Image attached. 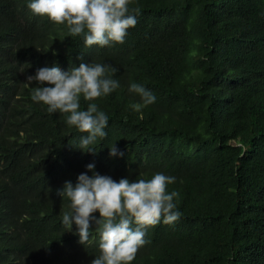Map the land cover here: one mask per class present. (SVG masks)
I'll return each mask as SVG.
<instances>
[{
	"label": "trees",
	"instance_id": "16d2710c",
	"mask_svg": "<svg viewBox=\"0 0 264 264\" xmlns=\"http://www.w3.org/2000/svg\"><path fill=\"white\" fill-rule=\"evenodd\" d=\"M27 2L0 0V264H90L95 222L80 244L57 195L90 163L116 181L175 177L181 217L149 228L131 264H264V0H132L136 26L105 47H85ZM80 62L118 69L120 87L94 101L109 118L94 153L26 80ZM132 82L155 102L133 110ZM113 143L123 156L109 155Z\"/></svg>",
	"mask_w": 264,
	"mask_h": 264
},
{
	"label": "clouds",
	"instance_id": "9594fccd",
	"mask_svg": "<svg viewBox=\"0 0 264 264\" xmlns=\"http://www.w3.org/2000/svg\"><path fill=\"white\" fill-rule=\"evenodd\" d=\"M132 0H28L27 8L36 16L46 17L56 25H64L71 37H82L85 47H100L124 43L128 29L135 27L140 9L129 8ZM80 59V58H78ZM118 69L114 66L80 62L69 71L58 66L40 67L26 80L32 88L33 102L42 103L48 113L65 115L67 126L80 133L81 151L95 152L92 147L98 139L107 136L108 116L94 102L120 87L114 79ZM48 85V86H44ZM128 91L140 98L130 107L140 111L155 102L154 94L143 85L132 82ZM81 100L86 103L82 108ZM110 156H123L114 143ZM92 174L80 173L76 183L65 181L57 195L70 203L62 215V224L71 230L76 225L79 243L85 245L90 238L91 222H95L98 236V255L90 264H131L145 239L149 228L163 222L174 224L182 213L175 202L178 191H168L175 177L154 173L150 178L118 181L94 171V164L86 165ZM99 213L95 218L93 213Z\"/></svg>",
	"mask_w": 264,
	"mask_h": 264
}]
</instances>
